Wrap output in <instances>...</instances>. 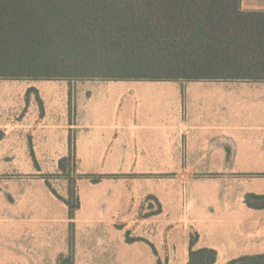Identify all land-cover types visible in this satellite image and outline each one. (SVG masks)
<instances>
[{
    "label": "crops",
    "instance_id": "obj_1",
    "mask_svg": "<svg viewBox=\"0 0 264 264\" xmlns=\"http://www.w3.org/2000/svg\"><path fill=\"white\" fill-rule=\"evenodd\" d=\"M30 88L68 116L33 130L26 159L58 174L71 138L77 173L106 177L77 179L73 216L44 169L0 186V264H189L196 234L215 264L264 254V208L246 201L264 194V81L38 80L23 99Z\"/></svg>",
    "mask_w": 264,
    "mask_h": 264
},
{
    "label": "trees",
    "instance_id": "obj_2",
    "mask_svg": "<svg viewBox=\"0 0 264 264\" xmlns=\"http://www.w3.org/2000/svg\"><path fill=\"white\" fill-rule=\"evenodd\" d=\"M25 55L29 67L51 70L48 79L264 81V11H246L241 0H0V76L16 77L5 69ZM59 170L42 177L73 216L77 179L106 175L77 173L71 138ZM51 177L68 179V197ZM246 201L264 208V194ZM198 237L192 236L189 264H215V249H194ZM226 264H264V254Z\"/></svg>",
    "mask_w": 264,
    "mask_h": 264
},
{
    "label": "rangeland",
    "instance_id": "obj_3",
    "mask_svg": "<svg viewBox=\"0 0 264 264\" xmlns=\"http://www.w3.org/2000/svg\"><path fill=\"white\" fill-rule=\"evenodd\" d=\"M30 58L26 55L13 57L10 59L12 63L5 71L17 76L14 78L0 76V186L20 185L30 179L29 176L33 175L30 173L38 171V168L51 173L54 163L36 164L28 161L25 152L32 140L33 130L37 129L39 124H64L68 116L67 111L62 112L58 109L59 104H56L55 98L49 99V113L45 114V102L38 98L39 94L35 88H30L26 100L23 99L22 91L26 85H35L38 80H65L71 83L84 80H107V78L79 76L69 80L48 79L51 70L29 67ZM38 58L42 60V57ZM72 112L73 105L70 103L71 121ZM51 174L55 175L54 172ZM51 181L58 183L56 177H51ZM155 204L158 206V201H155Z\"/></svg>",
    "mask_w": 264,
    "mask_h": 264
}]
</instances>
